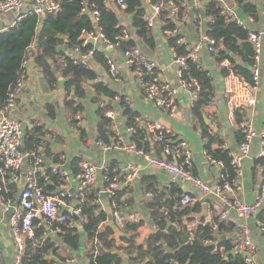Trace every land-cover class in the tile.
I'll use <instances>...</instances> for the list:
<instances>
[{"label":"crops","instance_id":"crops-1","mask_svg":"<svg viewBox=\"0 0 264 264\" xmlns=\"http://www.w3.org/2000/svg\"><path fill=\"white\" fill-rule=\"evenodd\" d=\"M179 1L186 2L188 8L186 9V18L182 19V21L180 19L174 20L176 23L174 30L177 31V35L175 36H179V40H181L182 44L191 49L199 42V30L197 29V27L200 26L199 23H202L201 26L204 28V31H206L208 23L211 22V18L205 16V1H200L198 4L195 3L194 5L192 0ZM216 1L219 2L223 9L229 8L235 15L236 21L245 29L251 33L260 34L262 37L263 48L259 61L260 77L257 86L254 88L251 87V94L255 104L238 110L242 116L241 122L249 126L255 135L250 144L249 155L242 163V173L234 181L233 192L225 195L230 201L236 200L251 204L261 184L264 183V164H256L258 159L264 158V0H251L258 12L257 21H254L244 14L234 0ZM143 7L148 9V0H143ZM109 9L116 12L121 25L131 34L132 40L136 41V46L141 49L143 55L156 64V76L177 89L178 95L174 110L170 111L167 108L157 107L153 102L147 99L138 82L137 76L130 67L125 64L122 58V51L117 47L110 48L101 42L97 44L96 51L104 54L108 60H112L119 67L121 74L119 82H114L108 74L107 68L96 63L94 59L90 62L89 68L91 67L97 74L98 81L106 84L110 90L128 100L131 109L138 114V117L135 118V124L138 128L145 129L146 125L159 124L165 128L168 135L173 139L184 140L186 142L192 157L191 171L193 176L206 183L210 188L211 193L204 196V201L206 202L199 201L201 194L191 183L175 179L163 170L150 167L140 155L124 151L103 152L96 145L98 117L96 115V106L90 101L93 96V89L91 87L86 88L87 96L81 101L84 110L77 114L79 115L78 117L75 116L77 123H72L71 112L66 108L65 104V80L58 74L56 75L58 84L55 87H50L43 74V68L35 64L33 60H29V64L26 68L24 90L17 101L12 116L20 122L24 139L27 133L34 127H43L44 135L41 137L43 147H39L43 158V170L37 174L36 179L43 189L49 186L54 187L53 190L48 189L46 191L47 194L53 195L63 189L70 194L68 208L66 209L67 213L70 212V209H77V198L80 196L77 181L70 171L71 163L75 159H78L80 163L87 161L100 169L96 184L92 190L94 192V204L97 205L98 212L103 211L107 218L106 221L100 225L99 231L110 229L112 230V236H114L113 228L110 225H105L108 222L106 206H108L111 213L113 212L110 201L102 193L107 185V179L109 178L105 172L110 167L113 174L127 164L136 166L140 170L139 174L134 181L125 184V187H129V191L128 194L119 201V210L124 217H132V220H128V223L144 222V225L139 228L136 238V244L141 245L145 244L148 237L155 231V226L152 225L145 209V202L151 199V194L144 192V186H142L143 181H145L146 185L148 181L152 179L151 183L154 184L155 188L165 193L166 200L171 198V190L173 189L178 191L177 195L179 198L186 193L191 194L195 199L191 207H198L197 211H195L198 213V217H200L201 206L203 204L207 205L206 214L212 211L215 215H218L226 211V207L220 203V198L213 193L216 187L220 185L222 169L216 163L209 161L204 150L205 141L202 138L201 127L191 114V108L195 101L194 94L183 87L180 76L182 68L179 64L175 63L173 49L168 42L169 36L173 35H171L169 31H162L160 29L162 27L161 24L160 26L157 25V28L151 30L154 44L153 47L150 48L136 37L135 30L132 27L131 15L120 12V10L114 7H110ZM30 11L31 1L24 0V9L22 12L29 13ZM13 14L14 13L1 16L0 23L7 25V27L13 26L21 17L18 16V18L15 19ZM92 25L94 24L92 23ZM31 50H35V44L32 45ZM58 51L64 54L69 52L64 46L59 47ZM48 63L51 64L50 61ZM197 63L209 73L214 86V99L212 105H210V108L206 107L204 109L209 115L208 118H205L207 133L220 142V144H214V148L220 147L228 151V155L232 156L237 153L240 145L238 138L240 124L236 122L235 115L228 110L229 98L224 86V79L227 76L224 77L221 74V68L229 67L230 63L228 60L217 63L214 55L205 47L199 51ZM235 77L240 82H243V84H248L239 77ZM61 84L62 87H60ZM71 93L67 100L74 98V92ZM110 106H112V110L109 111L114 112V120L110 125V142H112L117 134L124 131L126 119L122 116L117 99L113 100ZM210 125L217 131L215 132L212 130ZM79 126L83 129V135L78 130ZM123 139L126 143L131 141V137L125 135H123ZM142 148L152 156L157 158L162 157L159 146L150 143V141L143 142ZM56 155L58 156L57 162L54 163L53 159ZM56 166H62L68 171L70 178L67 181H60L59 179H57V182L56 180L54 181L53 169ZM28 168L29 166L26 161L22 167L18 183L4 185V190L7 191L6 193L9 192L12 195L7 197L12 201V208L9 211H3L0 206V264H14L16 245L14 241L12 216L15 210H19L17 201L24 188V174ZM59 182L60 184H58ZM0 184H2L1 181ZM11 185L15 187V191L7 190ZM126 198L130 199L131 203L126 202ZM262 217L264 219V204L255 214L244 220L237 219L232 212L227 211L226 221L233 223L235 227L231 232L214 236L217 240L215 244H217L219 239L232 241L237 238L241 232L242 226L245 225L250 229L257 247L255 263L264 264V231H261L259 226V222L263 220L261 219ZM82 222L83 220L78 219L75 220L72 225V230L74 231L77 229L81 239L80 247L77 250L65 246L58 239L56 235L59 233V229L57 227L51 230L50 227L43 225L46 228V233L42 238H50L58 248L57 257L52 255L49 257V259L54 258L53 261L50 259L53 264H90L88 257L89 246H86L85 234L81 225ZM120 231L122 234H126L127 237H120L119 240L112 239L115 242L113 253L119 252L117 256L122 257L123 264H129L127 251L129 245L126 239L130 236L125 230ZM94 253L96 254L97 251H94Z\"/></svg>","mask_w":264,"mask_h":264},{"label":"trees","instance_id":"trees-1","mask_svg":"<svg viewBox=\"0 0 264 264\" xmlns=\"http://www.w3.org/2000/svg\"><path fill=\"white\" fill-rule=\"evenodd\" d=\"M3 1V0H0ZM60 5V11L55 15H48L42 21L32 14L25 13L13 25L0 31V108L5 104L10 89L16 84L21 65L25 58L33 60L35 64L43 68V74L50 87L58 84L56 75L59 74L64 81V90L66 92V108L71 112L72 123H77L75 116L84 110L81 103L87 96L86 88L93 89L91 103L96 106L97 123V142L110 143V125L111 121L105 117V113L112 110V106L107 105L102 98H108L112 101L117 99L118 106L122 116L126 119V127L133 126L138 114L131 109L128 100L109 89V87L97 80V74L90 68L81 65H72L68 57L63 52H59V47H66L69 51L79 47L81 52L91 48L90 45L82 47L78 40L83 30L92 28L91 18L88 14L82 13L84 0H56ZM159 0H150L151 4H156ZM179 2V0H173ZM205 16L211 18L206 28V35L216 41L214 58L217 63L224 60L229 61V67L221 68L222 76L226 77L233 74L248 84H252V75L250 68L253 64L254 49L249 41L250 31L245 29L237 21H229L223 15V7L216 0H204ZM127 11L125 14L132 16V27L135 30L136 37L143 41L148 47H153V38L151 31L147 29L146 23L142 20L144 14L143 0H125ZM236 5L244 14L258 20L256 6L251 0H234ZM95 4L100 13L99 26L109 43L124 51L136 46L135 40L116 41L124 30L116 12L109 9L104 0H90L88 5ZM39 25L42 30L37 35ZM176 27L175 21H164L162 31H171ZM179 36H169V45L174 49L178 57L187 55L186 46L177 44ZM35 44V50L30 47ZM223 47V48H221ZM61 58V59H60ZM93 59L96 63L107 68L108 59L104 54L96 51ZM51 62L49 64L48 62ZM181 80L186 83L196 82L199 85V91L196 94L195 101L191 108L192 117L197 121L202 130V138L205 141L204 150L210 160L222 162V179L220 185L225 182L231 183L236 178L234 167L230 164L231 157L228 151L220 147L214 148V144L220 142L211 137L206 130L205 118L209 115L204 111L207 106L212 105L214 99L213 80L209 73L204 70L197 62L186 60V66L181 69ZM90 85H89V84ZM74 92V98L67 100L70 93ZM117 97V98H116ZM236 122L242 121L239 111L234 113ZM78 130L83 135L81 126ZM44 135L43 127H34L27 133L24 139L25 150L32 149L34 146L43 147L41 137ZM144 135L141 131H136L131 136V142H134L138 148H142ZM239 143L243 140L241 130L238 132ZM48 156V154H47ZM57 155L53 162H57ZM80 161L75 159L70 165L72 175L79 172L78 164ZM256 164H264V158L258 159ZM107 177H112L111 167L105 172ZM58 177H54L57 182ZM152 179L143 189L145 193L151 194V199L145 202V209L155 231L165 233L164 241L155 234V231L148 237L145 244L137 245L136 238L138 230L144 225L143 221L127 223L125 232L129 234L126 239L128 243L129 264H244L242 256L238 253L232 254L231 240H218L214 236L231 232L235 225L229 221H223L219 224L216 233L212 232L208 226L197 227L193 236L182 227L180 231L174 226L176 219L187 218L192 211H197L198 207H189L178 209L174 207L179 199L177 190H171V198L165 199V193L155 188L151 183ZM1 185V184H0ZM56 186V185H55ZM56 188V187H55ZM54 189L46 187L44 191ZM7 190L15 191L13 185ZM129 187H124L117 192L115 201H119L128 194ZM2 191L7 198L12 196L9 192ZM131 203V200H125ZM131 205V204H130ZM76 208L80 210L83 222L81 223L85 234L86 246H89L88 257L90 264H123V259L113 253L115 242L111 239L112 230L106 229L99 231L100 225L106 221V214L103 211L98 212L97 205L94 204V192L91 190L84 197L77 198ZM164 209V210H163ZM163 210V211H162ZM263 219V217L261 218ZM39 223V220H36ZM59 229L58 239L67 247L77 250L80 247L81 239L76 230H72L67 224L53 225L51 230ZM46 233V228L41 225L34 231V240L26 242V252L22 259V264H53L49 257H57L58 248L50 238L42 241V236ZM94 251H97L95 254Z\"/></svg>","mask_w":264,"mask_h":264},{"label":"built area","instance_id":"built-area-1","mask_svg":"<svg viewBox=\"0 0 264 264\" xmlns=\"http://www.w3.org/2000/svg\"><path fill=\"white\" fill-rule=\"evenodd\" d=\"M31 11L29 14L37 17L39 20L45 19L48 15H55L60 11V5L56 0H30ZM90 0H84L82 13L88 14L95 24L89 30H83L78 40L81 41L82 47L88 45L91 48L84 52L77 47L65 54L72 65H81L89 68L90 62L96 52L98 43L103 42L107 47H116L115 44L109 43L105 33L99 26L100 13L95 4L88 5ZM204 0H192L193 5L198 4ZM148 9L144 10L142 20L146 23L148 30L157 28L164 21H174L176 19L186 18L188 4L184 1L174 2L173 0H159L156 4H151L150 0ZM105 5L110 8L114 7L120 12L127 11V4L125 0H104ZM24 9V0H3L0 1V17L9 13L19 14ZM25 14V13H24ZM223 15L229 21H236V17L229 8L223 9ZM20 19V18H19ZM179 21V20H178ZM197 27L199 30V42L191 49L186 47L187 55L178 57L173 49L175 63L179 64L181 68L186 66V60L193 62L198 61L199 51L205 47L211 54L215 53L216 41L206 35V31L201 26ZM171 35H177V31H169ZM116 41H130L131 34L124 29L120 37L115 38ZM249 41L254 49L253 64L250 68L252 75V84H243L235 75L229 74L224 79V86L228 95V110L234 114L236 111L253 106L255 104L254 98L251 94V87L257 86L260 77L259 61L260 54L263 48L262 37L260 34L252 33L249 35ZM177 44H182L181 40ZM32 49V46L30 47ZM122 58L125 64L135 73L138 82L142 87L148 100L153 102L155 106L167 108L170 111L174 110L175 101L178 95L177 89L166 81L160 80L156 76V64L150 61L143 55L141 49L137 46L122 51ZM29 64V59L25 58L21 65V72L16 84L10 89L5 104L0 108V206L3 211H9L12 208V201L6 198L2 191L6 184H16L20 179L22 167L27 161L28 170L24 174V188L22 189L17 207L12 216V224L14 230V241L16 245V256L14 264H22L23 256L26 252V242L34 240V231L38 226L45 225L51 227L53 225L67 224L72 228L74 224V216L77 220H83L79 209H70L67 213L68 199L70 194L66 190H60L53 195L47 194L43 187L37 182L36 176L43 170V158L39 147L34 146L32 149L25 150L24 135L21 124L16 120L12 114L16 108L17 101L21 96L26 82V68ZM107 71L114 82L120 81V69L112 60L107 61ZM181 76V72H180ZM185 89L190 90L194 94L199 91V85L196 82L186 83L182 81ZM210 108V106H207ZM79 115H76L78 117ZM111 123L114 120V112L108 111L105 113ZM240 130L243 135V140L239 145L237 153L231 157L230 164L234 167L236 178L242 173V163L248 157L250 152V144L254 137L253 130L246 124L240 122ZM141 131L144 135L143 141L159 146L162 157L157 158L149 154L144 148H138L134 142H125L123 135L131 137L136 131ZM96 145L105 153L112 151L117 152H132L140 155L143 160L152 168L163 170L175 179L183 182L191 183L200 192V202L204 201V196L210 192L209 186L196 179L191 171L192 157L188 146L184 140L173 139L165 128L159 124L146 125L145 129H140L134 123L133 126L125 127L124 131L117 134L114 141L106 144L97 142ZM216 163L223 169L222 162ZM79 172L74 179L77 181V187L80 195L84 197L94 188L99 170L94 164L84 161L78 166ZM139 169L131 164L123 166L118 172H114L111 178L107 179V185L103 189V194L110 201L112 208V217L115 221L116 227L120 230H125V225L132 217H124L120 212V205L115 201L117 192L125 187L126 183L134 181ZM53 177H58L60 181H67L70 178L68 171L62 166H56L53 169ZM235 178V179H236ZM235 179L229 183L225 182L216 187L213 192L220 198V203L226 207V211L215 215L212 211L204 217H198V213L192 211L187 218L176 219L174 226L177 231L184 227L187 232L193 236V232L197 227L208 226L212 232L216 233L219 229V224L227 220V211H230L239 220L247 219L256 213L264 204V183L261 184L259 191L255 195L254 201L251 204L242 203L239 201H230L225 196L233 192V185ZM60 184V182L58 183ZM195 199L191 194H184L175 202L174 207L178 209L189 208L194 204ZM164 210V209H163ZM39 220V223H36ZM261 231H264V219L259 222ZM42 241L45 239L42 238ZM232 250L242 256L244 264H256L255 257L257 247L253 240L250 229L247 226H242L239 236L231 241ZM57 264V263H54Z\"/></svg>","mask_w":264,"mask_h":264},{"label":"water","instance_id":"water-1","mask_svg":"<svg viewBox=\"0 0 264 264\" xmlns=\"http://www.w3.org/2000/svg\"><path fill=\"white\" fill-rule=\"evenodd\" d=\"M11 14H12V13H9V14H7V15H11ZM23 14H24V12H20L19 14L14 13V14H13V17H14L15 19H17L18 16H22ZM92 23L95 24V21L92 20ZM6 28H8L7 25H4L3 23H0V31H1V30H4V29H6ZM41 30H42V25H39L38 30H37V35L40 34ZM221 48H223V47H221ZM60 87H62V84L60 85ZM71 94H72V93H71ZM102 100H103L107 105H111V104H112V100H111V99H108V98L103 97ZM210 128H211L212 130H214L215 132L217 131L216 129H214V127H213L212 125H210ZM206 211H207V205H206V204H203V205L201 206L200 217H203V216L206 214ZM106 213H107V215H108V222H107V224H105V225H106V226H107V225H110V226L113 228V235H114V236H112L111 239H117V240H119L120 237H127L126 234H122L121 231L115 227L114 219H113V217L111 216V212H110L108 206H106ZM74 219L77 220V218H76L75 216H74ZM155 234H156L157 236H159L160 239H161L162 241H164L165 233H164L163 231H158V230H157V231H155ZM114 254H115V255H119V252H114ZM232 254H236L234 250H232ZM50 259H51L52 261L54 260V258H50Z\"/></svg>","mask_w":264,"mask_h":264}]
</instances>
